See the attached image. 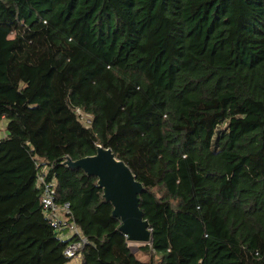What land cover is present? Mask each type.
Instances as JSON below:
<instances>
[{"label": "trees", "instance_id": "1", "mask_svg": "<svg viewBox=\"0 0 264 264\" xmlns=\"http://www.w3.org/2000/svg\"><path fill=\"white\" fill-rule=\"evenodd\" d=\"M1 118L0 264L74 258L40 172L87 238L78 264H264V0H0ZM97 145L143 184L147 260L63 164Z\"/></svg>", "mask_w": 264, "mask_h": 264}, {"label": "water", "instance_id": "2", "mask_svg": "<svg viewBox=\"0 0 264 264\" xmlns=\"http://www.w3.org/2000/svg\"><path fill=\"white\" fill-rule=\"evenodd\" d=\"M63 164L96 177V185L112 205V216L120 221L119 230L130 243H151L149 222L143 218L139 208L138 195L143 191V184L109 147L97 145L94 154L76 160L66 159Z\"/></svg>", "mask_w": 264, "mask_h": 264}, {"label": "built area", "instance_id": "3", "mask_svg": "<svg viewBox=\"0 0 264 264\" xmlns=\"http://www.w3.org/2000/svg\"><path fill=\"white\" fill-rule=\"evenodd\" d=\"M87 120V119H86ZM89 121V120H87ZM47 173V171H44ZM37 183L41 189V206L45 217L57 231H60L62 239H73L68 244L65 254L69 257H77L80 250L87 243V238L82 234L75 224L70 204L68 202L62 205L56 202L57 183L54 177L47 178L45 173H38Z\"/></svg>", "mask_w": 264, "mask_h": 264}, {"label": "rangeland", "instance_id": "4", "mask_svg": "<svg viewBox=\"0 0 264 264\" xmlns=\"http://www.w3.org/2000/svg\"><path fill=\"white\" fill-rule=\"evenodd\" d=\"M7 124L6 118L0 119V138L4 137L6 134L5 125ZM131 251L135 254V256L140 260H147L148 256L145 255L139 247L143 244L140 243H130ZM68 264H78V260L76 258H72V260Z\"/></svg>", "mask_w": 264, "mask_h": 264}]
</instances>
